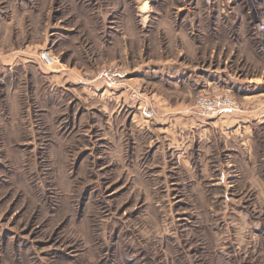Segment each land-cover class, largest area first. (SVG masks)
<instances>
[{
    "label": "rangeland",
    "instance_id": "1",
    "mask_svg": "<svg viewBox=\"0 0 264 264\" xmlns=\"http://www.w3.org/2000/svg\"><path fill=\"white\" fill-rule=\"evenodd\" d=\"M127 1L130 18L121 0H0V264H264L259 17L246 0ZM168 4L186 35L153 32ZM158 61L187 79H145ZM93 79L144 101L149 128ZM226 95L236 109L198 110ZM178 110L199 123L171 137L159 121Z\"/></svg>",
    "mask_w": 264,
    "mask_h": 264
},
{
    "label": "crops",
    "instance_id": "2",
    "mask_svg": "<svg viewBox=\"0 0 264 264\" xmlns=\"http://www.w3.org/2000/svg\"><path fill=\"white\" fill-rule=\"evenodd\" d=\"M114 1L118 2L120 0H114ZM195 1L200 2V0H195ZM203 1L205 2L206 0H203ZM225 1L226 0H213V3H211L210 5H217L218 7H220V5L224 4ZM121 2H125V4L123 5V7L121 9V12H123L125 10L124 6H126L128 8L129 5H128L127 0H121ZM235 2L237 3V5L247 7V3L245 2V0H235ZM116 6H117V4H116ZM116 6L114 5L111 7H112V9L114 8V10H115L116 8H118ZM171 7L173 8L172 5L168 4L165 7L166 9L165 8H162L163 10L156 9L157 13H155V20H154L155 30L153 32H155V33L160 32V30L164 27V28H167V30H169L171 32H176V33H181L183 35H186L187 30L185 28H182V26L176 25L177 22H175V20L173 19L174 14H173V11H171L172 10ZM247 9H248V7H247ZM189 12H192V10H190ZM210 12L211 11H206V10H204V8H202V10H199L200 15H198V14L193 15V16L189 17L188 20H190V22H191L195 19L198 22H202L203 19H205V18L208 19V17L211 16ZM247 12L249 14L248 10H247ZM115 13L117 14V12H115ZM120 13H118V14H120ZM121 15H122V13H121ZM133 16H134V14L131 13L130 9H129V14L127 17L130 18ZM249 16H250V20H251V15L249 14ZM183 18H185V16H183ZM129 26L131 27L133 32H136L138 34L139 30L137 28V25L131 26L130 24H127V27H129ZM252 26H254V23ZM188 41L190 42L191 40L188 39ZM153 66H154L152 68L154 71L153 73H151L150 70H146V69L143 71V77L145 79L151 80L152 78H155V80L156 79L159 81L164 80V82L168 81L170 83H175V84L177 83V81H179L180 83L182 81V83H183L187 79L184 76L185 75L184 69L180 68L181 65L179 66L176 63V61H158V62L154 63ZM90 84L94 85L93 86L94 90L92 91V94H98V92H100L104 96V98H108L112 102H116V106H119L121 109L128 110L129 113L133 112V115H135V116L132 117V120L135 121V124L140 128V131H141V129L145 130L146 128H149V124H150L151 120H150V117L147 115V112H146L147 106H146L144 101H137L136 103H131L128 100L127 92L125 89H119L118 88V89H116V90L114 89L112 91L111 89L105 87L104 90H102V88L104 86H108L105 80L93 79V80H91ZM187 85H188V83H187ZM185 115H189L188 111L178 110V111H175L174 117H172V118L170 117V119L162 120L159 122H161V126H166V129L172 130V133L170 132V136L174 137L175 129L176 130L180 129L179 131H181V133H182V131H185V130L191 128L190 126H193L194 124L199 123L195 117L185 116ZM175 120H176V122H175ZM168 121H170V124L166 125V124H168ZM177 121L180 122V123L178 122L180 124V126L178 125ZM200 125H202V123H200ZM181 133L178 132V135L182 136V135H180Z\"/></svg>",
    "mask_w": 264,
    "mask_h": 264
},
{
    "label": "built area",
    "instance_id": "3",
    "mask_svg": "<svg viewBox=\"0 0 264 264\" xmlns=\"http://www.w3.org/2000/svg\"><path fill=\"white\" fill-rule=\"evenodd\" d=\"M206 1L211 2L213 0H206ZM246 1H248V7L250 12L259 17V19L255 22L254 31H263L264 20L260 18V8L258 5V0H246ZM41 56L47 63H54L56 61V59L46 51H42ZM105 76L108 77V81L110 82V84H114V85L117 84V79L114 74L110 73L109 71H106ZM199 105L200 107L198 108V110L203 114H214L223 109L234 110L237 107L236 102L228 95L224 97L201 96L199 98Z\"/></svg>",
    "mask_w": 264,
    "mask_h": 264
}]
</instances>
